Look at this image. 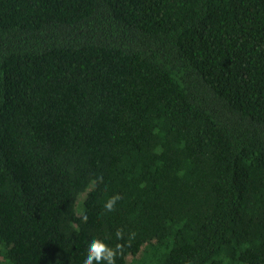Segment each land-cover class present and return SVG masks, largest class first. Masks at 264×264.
Listing matches in <instances>:
<instances>
[{
  "label": "trees",
  "instance_id": "trees-1",
  "mask_svg": "<svg viewBox=\"0 0 264 264\" xmlns=\"http://www.w3.org/2000/svg\"><path fill=\"white\" fill-rule=\"evenodd\" d=\"M93 239L264 264V0H0V264Z\"/></svg>",
  "mask_w": 264,
  "mask_h": 264
},
{
  "label": "clouds",
  "instance_id": "clouds-1",
  "mask_svg": "<svg viewBox=\"0 0 264 264\" xmlns=\"http://www.w3.org/2000/svg\"><path fill=\"white\" fill-rule=\"evenodd\" d=\"M98 179L102 181V177ZM119 199H120L119 194L109 198V200L105 204V209L107 211H114L115 203ZM116 235H117V239H121L122 238L121 230L118 229ZM120 248L121 246L117 245L116 249H112L108 245L103 243L102 240L93 239V241H91V243L89 244L88 254L84 261V264H93V260L100 261L101 259H107L109 264H115V258L117 254L119 253Z\"/></svg>",
  "mask_w": 264,
  "mask_h": 264
}]
</instances>
